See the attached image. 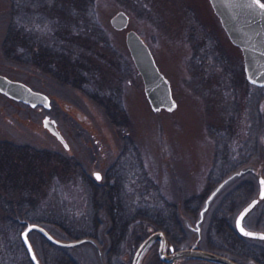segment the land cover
<instances>
[{
  "label": "rangeland",
  "instance_id": "1",
  "mask_svg": "<svg viewBox=\"0 0 264 264\" xmlns=\"http://www.w3.org/2000/svg\"><path fill=\"white\" fill-rule=\"evenodd\" d=\"M121 9L130 15V23L127 29L118 30L110 18ZM9 17V0H0V73L47 93L51 106L32 107L0 92V145L29 144L56 154L59 166L55 171L51 166L45 168L47 178L42 184L49 202L66 212L87 209L85 178L96 179L98 172L102 180L114 173L124 183L140 181L137 189L141 184L149 186L150 196L140 201L144 208L166 210L169 230H163L175 248L191 246L199 238V247L239 258L238 264H264V257L252 255L264 253V238L245 236L246 244H231L223 226L230 223L237 231V213L260 190L264 86L260 89L247 80L242 49L230 39L210 0H96L95 21L108 39L100 46L102 54L96 61L106 71L104 82L120 90L128 117L125 129L112 124L105 108L83 89L35 68L11 64L3 50ZM130 28L149 44L170 80L177 102L174 110L152 109L127 46ZM46 114L56 119L69 148L43 125ZM246 166L254 170L243 172L211 201L199 237L194 227L207 197L222 180ZM132 185L125 183L122 188L121 204L127 211L139 204V198L126 194V187L134 189ZM148 198L151 202L145 201ZM98 215L100 231L94 242L65 247L79 264H131L139 243L162 229L139 221L142 225L129 224L124 235L113 240L110 213L101 207ZM152 220L155 225L156 218ZM244 224L264 231V198L246 215ZM42 235L32 231L30 239L42 263L47 264L48 246ZM54 235L76 239L58 232ZM158 246L155 242L148 248L141 264H166L159 258ZM244 247L250 254L247 258L239 253ZM179 261L223 264L195 257Z\"/></svg>",
  "mask_w": 264,
  "mask_h": 264
},
{
  "label": "trees",
  "instance_id": "2",
  "mask_svg": "<svg viewBox=\"0 0 264 264\" xmlns=\"http://www.w3.org/2000/svg\"><path fill=\"white\" fill-rule=\"evenodd\" d=\"M9 3L10 17L3 50L10 63L35 68L61 83L83 89L105 108L112 124L125 129L128 117L120 90L104 82L102 76L106 71H102L101 64L96 61L102 54L100 46L108 41L95 21L96 0H9ZM52 154L29 144L0 145V264H33L21 240L26 221L40 223L53 234L96 238L100 231L98 210L103 207L113 220L109 231L113 240L124 235L123 229L129 224L132 227L142 223L139 221L168 232L166 210H157L153 206L144 208V202L140 201L143 196H150L149 186L145 183L137 189L135 186L140 181H125L134 184V189L126 187L127 196L139 198L138 207L127 211L121 204L125 183L120 176L116 179L114 173H107L106 178L100 181L93 177L85 178L87 209L68 212L64 208L59 209L54 202L48 201L50 196L46 197L42 189L47 178L45 168L51 166L55 171L59 166L56 167L60 160ZM132 163L130 161V165ZM146 181L148 183L150 178ZM145 201L151 202L149 198ZM152 217L157 220L155 225L151 223ZM225 223L223 226L227 228L231 244L247 243L246 237L239 234L232 224L226 223L225 226ZM42 237L48 246L47 264H79L67 248ZM240 251L242 257L250 255L245 253V247ZM252 255L264 257V253L259 257ZM234 258L241 263L242 260Z\"/></svg>",
  "mask_w": 264,
  "mask_h": 264
},
{
  "label": "water",
  "instance_id": "3",
  "mask_svg": "<svg viewBox=\"0 0 264 264\" xmlns=\"http://www.w3.org/2000/svg\"><path fill=\"white\" fill-rule=\"evenodd\" d=\"M210 1L214 11L220 17L230 39L242 49L247 80L252 84L264 86V8L260 7L261 4H264V1L259 0V3H256V0ZM110 21L112 26L118 30L127 29L130 23V15L127 11L121 9L112 15ZM126 42L134 63L142 75L145 93L152 109L161 110L165 108L167 110H174L177 106V102L173 96L171 82L158 66L149 44L141 34L133 28L127 30ZM0 92L32 107L41 105L48 109L51 106V97L47 93L34 89L25 81L11 78L3 73H0ZM43 125L54 134L66 148H69V143L59 128L56 119L46 114L43 117ZM249 167L250 166H246L237 172L231 173L211 191L200 210L196 226L194 227L199 237L201 233V224L211 201L224 187L243 172H246L248 169L254 170V168ZM95 174L99 177L98 179L101 178L100 173L96 172ZM262 181H264V176L260 175V190L258 194L246 203L236 215V229L241 235L246 237H264V231L250 229L244 224L246 215L263 199L261 194L264 193V184L261 183ZM246 209L247 212H245ZM242 213H244V218L240 220ZM238 220H240L239 226L237 223ZM25 223L26 225L21 231V239L33 264L43 263L30 239V233L32 231L40 232L52 243L63 247L74 246L86 241H95L93 237L90 236L67 240L61 239L40 223L30 221H26ZM241 227L243 231H241ZM245 233H250L251 235H246ZM155 241H159V258L169 264H180L179 260L187 257L212 260L223 264H238L237 261L230 256L199 247V238L188 247L175 248L174 245H170L168 251L169 241L163 229L152 231L139 243L133 254L131 264H141L146 251Z\"/></svg>",
  "mask_w": 264,
  "mask_h": 264
},
{
  "label": "snow or ice",
  "instance_id": "4",
  "mask_svg": "<svg viewBox=\"0 0 264 264\" xmlns=\"http://www.w3.org/2000/svg\"><path fill=\"white\" fill-rule=\"evenodd\" d=\"M256 3H259V0H256ZM261 8H264V4H261L260 5ZM99 178V177H97ZM262 184H264V181L261 182ZM262 195V198H264V193L261 194ZM245 212H247V209L245 210ZM244 218V213L241 214V217H240V220H243ZM240 220H238V226L240 224ZM241 231H243V228L241 227ZM246 235H251L250 233H245ZM26 235V234H25ZM261 238H264V237H261Z\"/></svg>",
  "mask_w": 264,
  "mask_h": 264
},
{
  "label": "flooded vegetation",
  "instance_id": "5",
  "mask_svg": "<svg viewBox=\"0 0 264 264\" xmlns=\"http://www.w3.org/2000/svg\"><path fill=\"white\" fill-rule=\"evenodd\" d=\"M156 242H158V244H159V241H156ZM155 243V242H154ZM171 244L169 243V245H168V251H169V246H170ZM158 248H159V246H158ZM164 262V261H163ZM180 262V261H179ZM164 263H166V262H164ZM166 264H169V263H166Z\"/></svg>",
  "mask_w": 264,
  "mask_h": 264
}]
</instances>
